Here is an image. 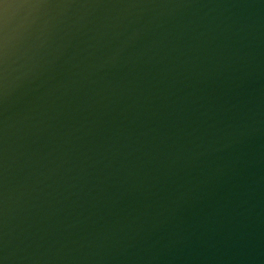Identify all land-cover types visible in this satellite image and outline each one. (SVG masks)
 <instances>
[{"label": "water", "instance_id": "95a60500", "mask_svg": "<svg viewBox=\"0 0 264 264\" xmlns=\"http://www.w3.org/2000/svg\"><path fill=\"white\" fill-rule=\"evenodd\" d=\"M0 264H264V0H5Z\"/></svg>", "mask_w": 264, "mask_h": 264}, {"label": "snow or ice", "instance_id": "6c2138e0", "mask_svg": "<svg viewBox=\"0 0 264 264\" xmlns=\"http://www.w3.org/2000/svg\"><path fill=\"white\" fill-rule=\"evenodd\" d=\"M5 3V0H0V5H4Z\"/></svg>", "mask_w": 264, "mask_h": 264}]
</instances>
